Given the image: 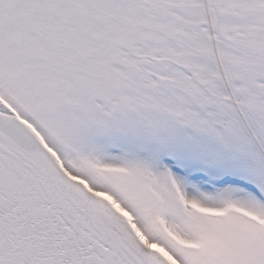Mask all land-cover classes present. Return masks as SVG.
I'll list each match as a JSON object with an SVG mask.
<instances>
[{"label": "snow or ice", "instance_id": "1", "mask_svg": "<svg viewBox=\"0 0 264 264\" xmlns=\"http://www.w3.org/2000/svg\"><path fill=\"white\" fill-rule=\"evenodd\" d=\"M0 264H264V0H0Z\"/></svg>", "mask_w": 264, "mask_h": 264}]
</instances>
